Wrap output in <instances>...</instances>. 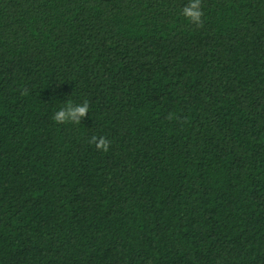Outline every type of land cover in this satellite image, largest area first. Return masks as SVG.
<instances>
[{
    "label": "trees",
    "instance_id": "trees-1",
    "mask_svg": "<svg viewBox=\"0 0 264 264\" xmlns=\"http://www.w3.org/2000/svg\"><path fill=\"white\" fill-rule=\"evenodd\" d=\"M188 2L0 0V264H264V0Z\"/></svg>",
    "mask_w": 264,
    "mask_h": 264
},
{
    "label": "clouds",
    "instance_id": "clouds-1",
    "mask_svg": "<svg viewBox=\"0 0 264 264\" xmlns=\"http://www.w3.org/2000/svg\"><path fill=\"white\" fill-rule=\"evenodd\" d=\"M190 23L197 26H202V0H189L188 4L182 8L181 13ZM89 113V102L85 100L82 104H74L72 101H67L65 105L56 111L52 117L57 124L73 123L80 124V120ZM171 119V114L169 115ZM90 143L94 144L97 150L108 152L111 141L103 136L99 138L92 136Z\"/></svg>",
    "mask_w": 264,
    "mask_h": 264
}]
</instances>
